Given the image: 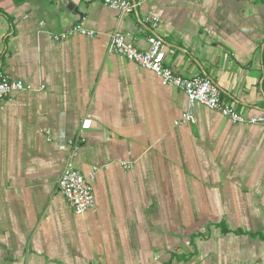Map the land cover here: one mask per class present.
<instances>
[{"label": "crops", "instance_id": "0c3cea01", "mask_svg": "<svg viewBox=\"0 0 264 264\" xmlns=\"http://www.w3.org/2000/svg\"><path fill=\"white\" fill-rule=\"evenodd\" d=\"M135 1L121 16L104 0H0V70L33 87L0 105V264H264V126L199 103L177 125L186 93L109 52L116 32L141 50L158 35L176 73L259 118L264 0ZM79 23L96 36L55 38ZM69 162L99 167L84 215L59 187Z\"/></svg>", "mask_w": 264, "mask_h": 264}, {"label": "built area", "instance_id": "2783aa9c", "mask_svg": "<svg viewBox=\"0 0 264 264\" xmlns=\"http://www.w3.org/2000/svg\"><path fill=\"white\" fill-rule=\"evenodd\" d=\"M104 2L110 8L119 11L121 16L136 12L141 4V2L135 0H104ZM158 23L159 20L155 19L154 25L156 26ZM74 34L89 37L96 36L95 31L88 30L83 23H79L69 31L55 35V38L57 40H64ZM148 41L149 49L141 50L136 45L127 42L123 33L116 32L111 37L109 52L122 55L130 61L155 72L165 86L178 87L186 93L188 97V110L176 121L177 125L194 123V107L199 103L212 110L219 111L235 123L264 126V115L259 118H247L240 114L234 105L223 102L220 86L209 77L196 76L186 78L176 73L171 66L165 63V42L161 37L151 35ZM262 58L264 73V48ZM23 90H33V87L25 84L23 81L12 79L10 75L0 70V105L13 92ZM91 123L90 119H85L82 123V130L89 128ZM78 147L79 144L76 142L75 148ZM97 171H99V167H95L89 176H85L69 162L61 176L59 182L60 190L77 215H84L96 205L92 180Z\"/></svg>", "mask_w": 264, "mask_h": 264}, {"label": "water", "instance_id": "95a60500", "mask_svg": "<svg viewBox=\"0 0 264 264\" xmlns=\"http://www.w3.org/2000/svg\"><path fill=\"white\" fill-rule=\"evenodd\" d=\"M64 3L70 4L69 0H64Z\"/></svg>", "mask_w": 264, "mask_h": 264}]
</instances>
